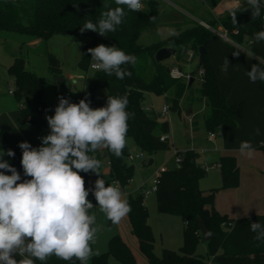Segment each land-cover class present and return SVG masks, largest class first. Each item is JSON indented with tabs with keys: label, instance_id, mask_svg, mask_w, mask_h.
I'll return each instance as SVG.
<instances>
[{
	"label": "trees",
	"instance_id": "1",
	"mask_svg": "<svg viewBox=\"0 0 264 264\" xmlns=\"http://www.w3.org/2000/svg\"><path fill=\"white\" fill-rule=\"evenodd\" d=\"M143 5L141 11L135 12L130 11L127 6L117 5L115 0H0V31L41 39L42 44H46L55 35L83 37L78 65L85 72L91 68L92 57L88 49L101 44L117 47L126 55L136 58L135 64L121 65L122 69L131 72L130 76H125L122 80L115 73L107 75L103 70L95 71L91 79L87 98H91L98 89H105L108 97H126V111L130 115L127 121V143L121 156H115L108 149L90 153L101 162L100 175L91 171L79 173L89 191L98 178L104 179L106 186L114 182H118L123 189L129 186L135 170L127 160L130 154L129 139H133L138 151L149 157L169 148V137L166 142L161 141L163 136L170 133L168 122H161L157 114L144 111L143 99L146 93L164 95L170 110L180 115H191L194 105L204 102L207 106L204 121L209 133H215L224 127L235 128L237 118L245 111L244 102L229 105L220 90L217 73L206 51L207 41L214 35L213 31L197 24L162 43L144 47L139 44V38L156 24L160 3L158 0H147ZM118 6L124 8L125 16L114 32H106L104 36L92 31L81 32L86 21L97 23L102 18V13ZM251 12L252 9L248 6L209 23V26L213 30L222 27L237 44H242L245 38L264 44V41H256L254 38L256 33L264 30V1H261L259 17L253 20ZM164 47L175 49L176 62H184L189 52L198 57L199 49H205L207 61L205 66H200L205 71L204 82L198 88L190 85V81L186 83L173 79L170 76L171 65L166 61H156V53ZM44 53L50 72L62 74V63L51 53ZM259 68L264 69V65L260 64ZM7 71L14 81V97L19 103L21 116L38 131L49 128L47 120L43 118L48 107L44 100L45 78L38 77L29 70L26 58L22 56H15ZM259 86L264 93V81L259 80ZM188 91H191L188 103L182 104ZM105 104L107 105V101ZM260 149L264 152V145ZM8 150V138L0 125V152L4 153L3 160L25 178L31 179L24 175L21 165L23 150L20 148L13 151L14 157L7 155ZM176 155L181 158V163L160 174L155 192L158 211L179 216L183 220V244L178 251L163 249L161 255L155 252V237L144 203L145 192L140 190L126 199L131 208L127 214L131 233L138 240L139 250L148 264H264V239L256 240L257 232L251 231L253 222L264 226V214L231 220L215 209V194L219 190L239 186L237 159L233 156L221 157V187L203 191L200 181L206 176L207 170L199 162L200 154L188 150L176 152ZM106 167L110 169L108 175L104 173ZM0 171L11 175L5 170ZM199 220L203 221L211 236L206 242L207 257L197 255L202 240ZM111 256L122 264H137L131 248L120 235H114L110 239L107 252L93 255L86 264H109ZM34 264H81V261L75 258L65 261L52 255L44 262L34 260Z\"/></svg>",
	"mask_w": 264,
	"mask_h": 264
},
{
	"label": "clouds",
	"instance_id": "2",
	"mask_svg": "<svg viewBox=\"0 0 264 264\" xmlns=\"http://www.w3.org/2000/svg\"><path fill=\"white\" fill-rule=\"evenodd\" d=\"M130 11L139 12L141 0H115ZM252 9V19L261 15V0H247ZM106 8L107 4L104 5ZM123 7L102 13L97 23L86 21L81 32L92 31L104 36L114 32L122 23ZM233 21H236L233 13ZM256 41H264V30L255 34ZM93 67L107 75L115 73L118 79L130 76L121 68L126 63L135 64L133 55H126L117 47L103 44L88 49ZM234 55H238L234 53ZM251 82L264 81V69L253 65L247 73ZM126 97H108L107 105L93 109L85 99L70 103L61 97L54 115L46 117L50 134L41 138L42 146L32 148L21 142V165L24 175L31 179L21 180L20 174L0 152V264H34V260L46 261L50 256L68 261L73 258L86 264L92 255L91 243L95 242L97 228L95 215L89 214L93 204L87 199L89 190L79 174L89 171L100 175L101 162L90 153L108 149L119 157L126 146L127 121ZM259 133V130H257ZM250 142L240 144V152L251 155ZM14 157L12 150L7 151ZM92 195L99 209L113 224L119 223L130 211V205L122 198L118 184L106 186L102 178L95 181ZM251 231L257 232L256 240L264 239V226L253 222ZM19 255L22 259L17 260Z\"/></svg>",
	"mask_w": 264,
	"mask_h": 264
},
{
	"label": "rangeland",
	"instance_id": "3",
	"mask_svg": "<svg viewBox=\"0 0 264 264\" xmlns=\"http://www.w3.org/2000/svg\"><path fill=\"white\" fill-rule=\"evenodd\" d=\"M160 10L168 9L170 12L173 9L170 7V3H166L163 0H159ZM167 9V10H168ZM160 16V15H159ZM157 24L148 28L139 38V44L147 47L154 44H159L167 39L176 35V30L172 26H167L164 23V18L158 17ZM220 28V27H219ZM218 28V29H219ZM221 29H223L221 27ZM181 32V31H180ZM178 32V33H180ZM177 33V34H178ZM219 36L218 34H216ZM33 38L27 35L18 34L16 32L0 31V116L8 114V111L15 109L16 112L20 110V106L16 98L8 94L9 87H14V81L8 74V68L12 66L15 56H22L26 58L27 67L34 72L38 77L45 78L44 87V100L49 105H54L61 97L65 98L69 94L72 98V103H79V99L85 95L87 97L90 82L95 74V71L89 68L87 72L81 70L78 66V62L81 58L83 37L79 36H67V35H55L46 44L40 41L34 44ZM230 42V41H228ZM250 43L252 45H250ZM242 46L250 51L255 56L254 64L260 67L259 59L264 57V45L260 42H253L249 38H245ZM44 52H49L54 55L62 63V74H52L49 69L47 57ZM170 65L174 64L173 58L166 61ZM95 61L91 59V65ZM252 64V66L254 65ZM249 71L251 70V67ZM248 73V72H247ZM245 85L249 87L258 83L251 82L248 75L245 74ZM200 82L197 80L194 84V88H198ZM108 99V92L105 89H98L94 92L91 98H86L89 102V106L93 109L105 107V102ZM165 101L164 95H156L152 93H146L143 99V107L155 106L156 114L161 122H168L170 133L169 148L164 151L157 152L153 156L146 155L147 160H153L152 166H147L148 162L134 161L130 164L134 166V176L128 186V193L135 195L139 191L140 185L145 182L146 187L143 188L144 192H150L146 195L144 203L149 213V223L152 227L155 237V252L161 255L163 249H169L178 251L183 244V230L184 223L181 217L171 214H162L157 208L156 192L153 189L154 173L160 169L163 165L169 168L176 166V152H186L188 150H194L200 154L199 162L204 165L208 171H212L208 168V160H212L210 153H206L207 148L212 145L208 137L210 133L206 130L204 121V114L207 112V106L203 103L197 104V115L195 122L190 124L188 117L185 113L181 115L178 112H174L169 109L167 115L162 116L161 111ZM240 101H243L240 99ZM244 102V101H243ZM245 104V108L246 103ZM158 112V113H157ZM245 112V111H244ZM244 114V113H243ZM242 114V115H243ZM240 115V116H242ZM23 118V117H22ZM24 119V118H23ZM25 120V119H24ZM32 125V124H31ZM9 126V125H7ZM36 130L30 135V140L41 141V131ZM45 130H49L45 128ZM216 137L221 138L220 131L215 132ZM130 154L136 155L139 153L133 139L128 140ZM206 153V154H205ZM211 164V163H210ZM105 170V169H104ZM106 169V175L109 172ZM210 172L200 181V187L207 184ZM95 187V181L93 182ZM90 215H95L94 227L97 228L95 242L91 243L92 255H100L108 251L109 241L114 235L126 234L123 221L113 224L109 220L105 213L99 209L98 203L96 208L89 211ZM132 235V234H131ZM134 237V236H133ZM135 238V237H134ZM136 239V238H135ZM139 255L146 260L144 255ZM197 255L200 257H207V243L201 240ZM90 257V258H91ZM20 260V256L15 257ZM89 258V259H90ZM109 264H122L116 258L111 256L109 258Z\"/></svg>",
	"mask_w": 264,
	"mask_h": 264
},
{
	"label": "crops",
	"instance_id": "4",
	"mask_svg": "<svg viewBox=\"0 0 264 264\" xmlns=\"http://www.w3.org/2000/svg\"><path fill=\"white\" fill-rule=\"evenodd\" d=\"M145 1L147 0H142V4ZM163 1L170 3V7L173 11L170 12L168 7H166L163 11L160 10L159 15L164 18V23H166L167 26L169 25L175 28L177 31L176 34L197 24L204 23L209 25V23L224 18L233 11L245 9L249 6L247 0ZM218 30H221V27ZM33 39L32 43L36 44L39 42L38 39ZM230 40V42L225 41L214 33L207 41V55L217 73L220 90L225 96L227 103L229 105H234L244 101L246 105H248L245 108L244 114L237 118V126L235 128H222L220 130L222 136L219 139L216 135L212 139L210 136L208 137L212 145L207 148L206 153L211 154L212 160H208L211 161V164L209 162L206 164L209 165L208 168L212 171H208V169L201 164L202 167L207 170V174L208 172L210 173L208 175L209 180L207 184H204V186L200 188L203 191L220 188L222 185L221 168L214 167V165L219 164L221 157H235L240 170L239 186L236 188L219 190L215 194V209L221 215H225L231 220H238L264 214V152L260 149V147L264 145V93L260 89L259 80L258 83L250 87L244 84L245 74L249 71V67L254 64V60L256 59L255 56L242 46V44L235 43L231 38ZM250 45L252 44L250 43ZM234 53L238 55H234ZM172 58L174 64L171 66L177 65L184 72L195 73L194 75H196V72L200 68L199 59H195L191 62H188L187 59L184 62H176L174 56ZM196 81L197 79L195 78L192 83L193 87ZM190 94L191 91H188L182 104L188 103ZM86 98L87 97L83 94L78 102L82 99L86 100ZM240 99L243 101H240ZM166 102L167 100L165 97L164 104ZM203 104L206 105L204 102ZM196 105L197 104L193 107V113L189 115L193 117V126L196 125ZM97 106L100 108L98 104ZM148 107L153 108L156 114L154 105ZM162 109L159 112L160 114ZM0 125L7 135L9 150L15 151L20 149L19 144L21 142H28L32 148L37 149L42 146V141L30 140V135L36 130L27 120L22 118L20 110L16 112L13 108L8 111V114L1 115ZM48 129L49 130H42L39 135L46 136L50 134V128ZM257 130H259V133H257ZM243 141L251 143L254 150L251 155L247 153L242 154L240 152V144ZM147 162V166L153 165V160L151 164L150 160ZM106 169L110 172L109 167H106L104 173H106ZM155 173L153 174L154 178ZM19 174L21 176V182L27 180L21 173ZM143 184H145L144 188L146 187V183L143 182L139 187V191L143 190ZM128 190V187L124 189L122 195L123 199H127L132 195L128 193ZM121 221H123L126 229L125 231L127 232L126 234H120V236L131 248L137 264H148L147 260H144L139 255L138 240L131 235L132 233L127 215L123 217ZM20 259H22V257Z\"/></svg>",
	"mask_w": 264,
	"mask_h": 264
},
{
	"label": "built area",
	"instance_id": "5",
	"mask_svg": "<svg viewBox=\"0 0 264 264\" xmlns=\"http://www.w3.org/2000/svg\"><path fill=\"white\" fill-rule=\"evenodd\" d=\"M141 3H142V0H141ZM262 19L264 20V14L262 16ZM201 25L204 26L205 28L213 31V33L218 34L223 40H225V41H231L230 40V37H229V35L227 33V31H225L224 29H221V30H213L207 24L201 23ZM198 58H199V56L198 57H195V55H194L193 52H189L187 54V60H188V62H191V61H193L195 59H198ZM260 64L264 65V60L263 59H260ZM93 65H91V69L94 70V71H98L95 67H93ZM194 74L195 73H187V72H184L177 65H173V66L170 67V76L173 79L183 80V81H185L187 83V82L191 81L192 79H195L196 78L200 83H203L204 82V76H205L204 69L199 68L198 71L196 72V75H194ZM14 92H15L14 87H9L8 93L10 95H13L14 96ZM65 99H67L70 103H72V98H71V96L69 94L66 95ZM59 102H60V100L57 101L52 106H49L48 105L46 112L43 113V118L45 120H47L46 117L54 115L55 108L59 105ZM169 109H170L169 104L166 102L164 104L163 109H162L161 115L162 116L167 115L168 112H169ZM144 111L147 112V113H154V109L151 108V107L144 108ZM187 117H188L189 123L192 124L193 123V117L192 116H188V115H187ZM214 137H215V133H211L210 134V138L212 139ZM167 140H168V136H163L161 138V141L162 142H166ZM175 157H176V166H179V164L181 163V158L179 156H177V155H175ZM127 160H128L129 163H132V162H134L136 160L137 161H141V162L148 161L147 160V157H146V154H144L143 152H140V151L136 155L129 154L128 157H127ZM214 167L221 168V165L220 164H217V165H214ZM168 170H169V167H167L166 165H163L160 169H158L156 171L155 178L153 180V185L154 186H153L152 191H156L157 185L159 183L158 177L160 176V174L165 173ZM114 183H116V184L119 185V187L121 189V192H122V195H123L124 189L121 187V185L118 182H114ZM144 186H145V184L142 185L143 188H144ZM93 190H94V187L90 189L89 195L87 197V199L93 204V207L91 209H89V211L90 210H93L94 208H96V205H97V201L95 200V197L92 195V191ZM149 193H150L149 191L148 192H145L144 193L145 194V197Z\"/></svg>",
	"mask_w": 264,
	"mask_h": 264
},
{
	"label": "water",
	"instance_id": "6",
	"mask_svg": "<svg viewBox=\"0 0 264 264\" xmlns=\"http://www.w3.org/2000/svg\"><path fill=\"white\" fill-rule=\"evenodd\" d=\"M176 51L175 49L171 48V47H164L161 48L155 56L156 61L158 62H165L169 59H171L174 55H175ZM199 65L201 67L205 66L206 64V52L205 49L203 47H201L199 49ZM194 79H192L190 81V85L193 83ZM104 158H106V154L104 155ZM152 160H150V164H151ZM199 228H200V232H201V238L203 242H208L211 239L210 234L208 233V230L205 226V224L203 223L202 220H199Z\"/></svg>",
	"mask_w": 264,
	"mask_h": 264
}]
</instances>
